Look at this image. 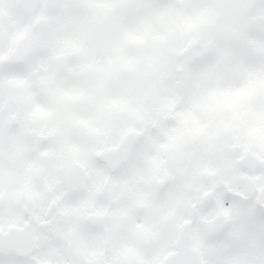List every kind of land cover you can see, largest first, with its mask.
Listing matches in <instances>:
<instances>
[{
	"label": "snow or ice",
	"instance_id": "1",
	"mask_svg": "<svg viewBox=\"0 0 264 264\" xmlns=\"http://www.w3.org/2000/svg\"><path fill=\"white\" fill-rule=\"evenodd\" d=\"M0 264H264V0H0Z\"/></svg>",
	"mask_w": 264,
	"mask_h": 264
}]
</instances>
